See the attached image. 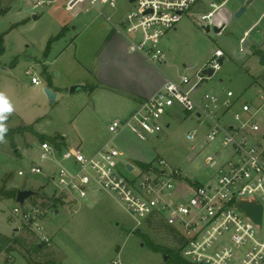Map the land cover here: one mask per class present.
<instances>
[{"label": "rangeland", "instance_id": "374dc122", "mask_svg": "<svg viewBox=\"0 0 264 264\" xmlns=\"http://www.w3.org/2000/svg\"><path fill=\"white\" fill-rule=\"evenodd\" d=\"M67 1H2L8 10L0 15L3 36L0 93L13 107L6 126L29 125L40 134L65 136L66 146L80 144L87 153L94 152L100 139L109 137L108 141L134 164L139 161L130 158L128 152L148 161L163 158L184 176L203 183L209 174L202 165L207 151L197 153V150L205 128L192 112L175 109L167 114L162 121H168L170 126L158 138L151 135L141 140L129 130L114 136L107 129L112 120L129 115L132 105L129 83L125 81L132 80L126 78L132 73L122 68L126 67L124 56H129L125 51L128 42L122 38L105 39L107 32L114 29L113 24L119 27L121 18L131 9L128 0H115L113 8L108 4L89 6L80 2L71 10L66 7ZM199 1L200 5L183 14L176 28L161 38L159 46L166 55V63L155 66L145 60L141 67L143 74L152 76L153 81L166 76L179 79L182 74L192 77L220 48L224 60L204 80L202 88L216 91L221 99L226 97V90H231L240 105L258 101L259 95H264V66L252 50L264 48V20L248 35L243 52L238 49L240 35L264 13V0H252L238 17L237 7L245 5L246 0ZM211 1L219 6L207 25L202 26L199 17L212 9ZM33 14L38 18L34 19ZM206 26L210 27L208 32ZM214 26L221 30L214 31ZM61 30L63 34L53 39ZM28 68L38 77L39 84L31 82V75L26 73ZM74 85L81 87L71 92ZM45 87L56 93L54 102L47 98ZM233 110L240 111V106ZM231 118L229 113L222 119ZM194 129L197 140H187L185 134ZM43 141L49 140L24 130L0 142V188H33L40 195L26 199L25 206L41 203L56 206H49L48 213L40 218L41 229L35 231L22 221L21 212L13 211L20 206L15 197L0 198V234L20 240L13 242L10 250L0 242V264H37L49 260L58 264H167L168 257L164 261L163 253L152 250L148 244L177 246L174 233L164 223L137 225L104 192L83 202L55 199V185L45 174L29 170L35 163L46 173L58 168L51 160H39L38 145ZM18 170H23L24 175H18ZM41 235L49 241H41ZM33 243L43 246L34 251Z\"/></svg>", "mask_w": 264, "mask_h": 264}, {"label": "built area", "instance_id": "2783aa9c", "mask_svg": "<svg viewBox=\"0 0 264 264\" xmlns=\"http://www.w3.org/2000/svg\"><path fill=\"white\" fill-rule=\"evenodd\" d=\"M80 2L89 6L108 4L112 8L116 5L115 0H68L66 7L71 10ZM128 3L131 9L121 18V25L114 24V28L126 37L129 53H140L157 66L166 63V55L159 46L161 38L201 1ZM209 6L212 9L199 17L202 26L207 25L219 5L211 1ZM243 40L239 52L244 50ZM223 56V51L216 48L192 77L166 76L162 86L137 103L128 117L112 120L107 126L114 136L129 130L141 140L151 135L158 138L170 126L168 121H162L167 114L175 109L192 112L205 128L197 150L207 151L202 165L209 174L203 183L184 176L163 158L146 162V167L134 164L111 141L91 153L76 145L59 149L49 141L40 142L39 160H51L58 168L46 173L35 163L30 172L45 174L55 185L54 198L83 202L104 192L137 225L164 223L176 237L180 256L191 264H264V95H259L256 102L240 105L231 90H226L224 99L214 91H201L204 80L210 77L200 70H218L219 58ZM26 73L31 75L33 84L40 83L31 68ZM236 105L240 111L233 110ZM229 113L232 118L223 121ZM185 137L196 141V130L188 131ZM18 175H24V171L18 170ZM242 203L261 207L260 224L239 206ZM48 208L42 204L27 207L24 203L13 211L21 212L22 221L36 231L41 229L39 221ZM39 238L49 241L45 235Z\"/></svg>", "mask_w": 264, "mask_h": 264}, {"label": "crops", "instance_id": "0c3cea01", "mask_svg": "<svg viewBox=\"0 0 264 264\" xmlns=\"http://www.w3.org/2000/svg\"><path fill=\"white\" fill-rule=\"evenodd\" d=\"M244 5V4H243ZM242 4L239 5V6H243ZM238 6V7H239ZM237 7V9H238ZM246 7V6H245ZM246 10V8H245ZM264 14V13H262ZM262 14L260 15V17L257 19V21H254L247 29H245L242 33V35H240L239 37V41L244 38L243 40V46L244 48L247 46L248 44V35L250 34V32L253 30V28L255 26H257L261 20H264V16H262ZM231 14H229L227 16V18L229 19L231 16ZM114 25V24H113ZM63 27V26H62ZM76 28V27H74ZM73 28V29H74ZM62 29V28H61ZM116 33L119 34V36L116 35ZM247 34V35H246ZM109 36V38H107ZM112 38H115L117 40H119V38H122L123 41H127L126 37L124 35H122L121 33H119L117 30L112 29L111 31H108L107 32V35H106V38L105 39H110L112 40ZM107 41V40H106ZM128 42V41H127ZM246 43V44H245ZM245 44V45H244ZM128 46V44H127ZM127 54H129V56H124L125 58V65L126 67H122L123 69H125V71L128 73V70L129 72H131V76L128 77L126 76V78H130L132 79L131 81L130 80H125L126 82L128 81L129 83V87H130V101H131V109H130V112L128 114H131L135 108H136V105L137 103L141 102L144 97H149L151 96L157 89H159L162 84L164 83L165 81V78H163L161 81H157V80H152V76L151 77H148L147 74H143L142 70H141V67H143V64L145 62V60H147L145 58V56H143L142 54L140 53H128L127 50H125ZM148 61V60H147ZM149 62V61H148ZM150 63V62H149ZM185 66V65H184ZM142 74V75H141ZM204 85V84H203ZM202 85V87H203ZM204 90L203 88H201V91ZM206 91V90H204ZM216 92V91H215ZM217 93V92H216ZM129 115L123 117V118H126L128 117ZM9 121V116L7 118V120L5 121V123ZM117 137V136H116ZM115 137V138H116ZM65 138V136H64ZM109 137L107 139H103L95 145V148H94V151L98 150L102 145H104L106 142H109L108 141ZM66 142V141H65ZM67 143V142H66ZM80 144L76 145V146H79ZM67 146H73V145H69L67 144ZM66 146V147H67ZM80 147V146H79ZM128 156L132 159H134V161H143V162H148V160H143V159H140L138 158L134 153H130L128 152L127 153Z\"/></svg>", "mask_w": 264, "mask_h": 264}, {"label": "trees", "instance_id": "16d2710c", "mask_svg": "<svg viewBox=\"0 0 264 264\" xmlns=\"http://www.w3.org/2000/svg\"><path fill=\"white\" fill-rule=\"evenodd\" d=\"M2 1L3 0H0V15L4 14L8 9L6 7L3 6L2 4ZM63 34V31L61 30L59 32V34L57 36H55V38L53 39H56L57 37L61 36ZM109 38V36L107 37ZM49 49V44L46 46V50L45 52H47ZM253 54H255L257 57H258V62L261 66H264V48H253ZM3 52V36L2 34H0V54ZM8 132L7 134L5 135L4 139L5 138H11L14 134H17V133H21L23 132L24 130L26 131H29L33 134H35L37 137L41 138V139H44V140H49V142L53 143L57 148L59 149H62L64 147H66V142H65V138H62L61 135H56L54 137H50V136H47V135H44V134H40V133H37L32 126H18V127H8ZM137 165L139 166H142V167H146L147 164L146 162H143V161H139V162H136ZM16 191L17 189H5L3 186L0 188V198L1 197H6V198H14L15 197V194H16ZM55 199H62L60 197L58 198H55ZM42 205H46V206H54L56 207L54 204H48V203H41ZM170 232H172L170 229L168 230ZM140 232V231H139ZM137 232V233H139ZM177 241V240H176ZM0 242L2 243V246L3 247H6L7 250H10L11 249V244L13 242H16V243H20V240L18 237L16 238H11V237H8L6 235H3V234H0ZM150 248L156 252H161L163 254H165L167 257H168V261H167V264H191L189 263L188 261L184 260L181 256H180V253H179V248L177 246H173L172 248L171 247H167V246H164V245H159V244H154V243H148ZM33 248H34V251L36 250H39L43 244L41 243H33L32 244ZM37 264H58V263H54L52 261H45V262H41V263H37Z\"/></svg>", "mask_w": 264, "mask_h": 264}, {"label": "water", "instance_id": "95a60500", "mask_svg": "<svg viewBox=\"0 0 264 264\" xmlns=\"http://www.w3.org/2000/svg\"><path fill=\"white\" fill-rule=\"evenodd\" d=\"M130 2L134 1V0H129ZM250 2H252V0H246L245 5L240 6L236 12H235V16L238 17L240 16L244 11H245V6L250 4ZM34 19H37L38 16L37 14H33ZM74 28V26H73ZM205 30L208 32L210 30V27L206 26ZM214 31H220L221 28H218L216 26L213 27ZM246 44V43H245ZM244 44V45H245ZM224 60V56L219 58V65L221 66L222 62ZM201 73L205 76L211 77L214 73L215 70L213 68L210 67H204L201 70ZM80 88L81 86L79 85H74L71 87L70 91L73 92L74 90H76L77 88ZM44 92L47 96V98L51 101L54 102L57 98V95L54 91H52L50 88L45 87L44 88ZM62 138H64V136H62ZM126 167H128L129 169H132V166L130 164H126ZM40 195V191L33 189V188H22V189H17L16 194H15V201L20 205L23 206L24 202L26 199L32 197V196H38ZM63 197H65V195H63ZM239 206L241 208H243L247 214L258 224L261 223V207L259 205H253V204H248V203H242L239 204ZM55 213H57V210H55ZM140 231V228L137 229V232ZM167 259V256L165 254H163V260L165 261Z\"/></svg>", "mask_w": 264, "mask_h": 264}, {"label": "clouds", "instance_id": "9594fccd", "mask_svg": "<svg viewBox=\"0 0 264 264\" xmlns=\"http://www.w3.org/2000/svg\"><path fill=\"white\" fill-rule=\"evenodd\" d=\"M12 111V105L9 103L8 99L2 93H0V142L4 140V137L8 132L5 121Z\"/></svg>", "mask_w": 264, "mask_h": 264}]
</instances>
